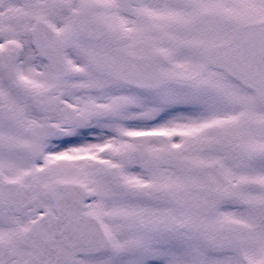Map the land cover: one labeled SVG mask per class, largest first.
I'll use <instances>...</instances> for the list:
<instances>
[{"label":"snow or ice","instance_id":"snow-or-ice-1","mask_svg":"<svg viewBox=\"0 0 264 264\" xmlns=\"http://www.w3.org/2000/svg\"><path fill=\"white\" fill-rule=\"evenodd\" d=\"M0 264H264V0H0Z\"/></svg>","mask_w":264,"mask_h":264}]
</instances>
